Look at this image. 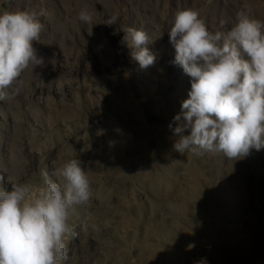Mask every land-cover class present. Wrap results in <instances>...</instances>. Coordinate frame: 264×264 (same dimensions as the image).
Here are the masks:
<instances>
[{
	"label": "rangeland",
	"instance_id": "rangeland-1",
	"mask_svg": "<svg viewBox=\"0 0 264 264\" xmlns=\"http://www.w3.org/2000/svg\"><path fill=\"white\" fill-rule=\"evenodd\" d=\"M184 8L213 32L242 9L264 21V0H0V13L43 10L44 25L33 43L43 65L0 101V187L39 191L72 158L91 182L61 264H264V149L235 161L173 149L169 124L191 84L168 33ZM129 27L152 41L146 69L123 41Z\"/></svg>",
	"mask_w": 264,
	"mask_h": 264
},
{
	"label": "clouds",
	"instance_id": "clouds-1",
	"mask_svg": "<svg viewBox=\"0 0 264 264\" xmlns=\"http://www.w3.org/2000/svg\"><path fill=\"white\" fill-rule=\"evenodd\" d=\"M42 14L0 13V101L19 95L23 73L44 63L33 47L44 29ZM77 18L86 24L93 20L86 9ZM168 34L175 49L172 63L191 84L173 117L175 127L169 124L177 137L173 149L181 155L219 153L232 161L264 149V21L242 9L230 29L213 32L198 10L184 8L175 13ZM123 41L142 69L154 64L144 30L129 27ZM42 175L39 191L29 183L0 187V264H61L67 257L71 215L92 196L89 175L77 158L57 167L55 179Z\"/></svg>",
	"mask_w": 264,
	"mask_h": 264
},
{
	"label": "bare ground",
	"instance_id": "bare-ground-1",
	"mask_svg": "<svg viewBox=\"0 0 264 264\" xmlns=\"http://www.w3.org/2000/svg\"><path fill=\"white\" fill-rule=\"evenodd\" d=\"M215 2V1H214ZM39 85V84H38ZM39 89V88H38ZM39 90H41V89H39ZM34 91V90H33ZM39 92V91H38ZM38 94V93H37ZM47 94V93H46ZM22 96V95H21ZM27 99V98H26Z\"/></svg>",
	"mask_w": 264,
	"mask_h": 264
}]
</instances>
